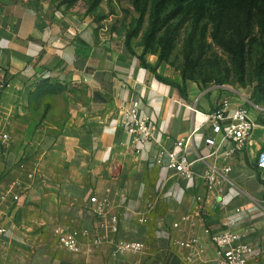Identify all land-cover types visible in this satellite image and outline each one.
<instances>
[{"label":"crops","instance_id":"1","mask_svg":"<svg viewBox=\"0 0 264 264\" xmlns=\"http://www.w3.org/2000/svg\"><path fill=\"white\" fill-rule=\"evenodd\" d=\"M81 21L49 3L0 0V82L10 85L0 97V197L6 196L0 200V229L6 230L0 234V264H217L205 228L211 235H242L262 251L249 264H264V170L257 167L264 108L227 98L255 125L232 153L235 144L215 134L207 119L226 97L188 88L182 98L140 63L139 53L96 38ZM146 64L153 68L155 58L147 57ZM134 102L157 129L144 146L122 127ZM192 132L191 159L216 154L198 162L193 179L183 181L154 157ZM208 139L216 145L207 146ZM225 167L223 194L207 192V173ZM12 194L20 199L14 202ZM92 196L108 200V216H119L118 231L108 229L99 248L82 238V252H69L53 230L93 233ZM198 197L206 215L197 211ZM147 203L154 210L141 224L134 212ZM190 236L199 239L201 252L172 245ZM118 241L141 242L144 250L117 256Z\"/></svg>","mask_w":264,"mask_h":264},{"label":"rangeland","instance_id":"2","mask_svg":"<svg viewBox=\"0 0 264 264\" xmlns=\"http://www.w3.org/2000/svg\"><path fill=\"white\" fill-rule=\"evenodd\" d=\"M36 1L52 4L58 13L79 17L96 38L115 45L125 44L126 36L132 33L131 48L140 55L156 2ZM238 2L227 0L218 21L213 0H167L159 8L149 53L144 60L153 56V69L158 76L180 86L186 94L188 88L205 96L217 91L220 98L244 99L264 108V17L256 9L245 10ZM160 58L163 61L158 64Z\"/></svg>","mask_w":264,"mask_h":264},{"label":"built area","instance_id":"3","mask_svg":"<svg viewBox=\"0 0 264 264\" xmlns=\"http://www.w3.org/2000/svg\"><path fill=\"white\" fill-rule=\"evenodd\" d=\"M9 87L10 85L6 81L0 82V97ZM256 109L262 111L258 106H256ZM207 119L215 134H220L225 140L235 144L232 153L240 150V146L251 136L255 127L248 112L243 108L232 109L231 103L227 98L220 100L218 108L209 113ZM122 127L124 132L133 139V142L140 146L153 142L157 130L152 122L141 115L139 102H134L127 111ZM193 140L194 133L192 132L177 140L170 150L159 149L154 157L155 163L166 170L175 172L180 180H192L195 175L194 166L198 162L204 161L206 158L216 154V151H212L207 156L191 159L189 150L193 145ZM206 144L209 147H214L216 142L213 139H208L206 140ZM136 151L138 152L139 150L136 149ZM257 167L260 170H264V150L258 156ZM228 173V167L223 168L220 173L215 168H212L204 180L207 192L221 196L224 186L228 182L225 177ZM12 199L14 202H17L20 199L19 194H12ZM0 200L5 201L6 196H1ZM89 203L96 219V228L93 233L87 234L79 230H67L63 228H56L54 230L60 246L69 252H82V238H87L92 248H99L108 239L106 234L108 229L113 233L118 231L119 216H108L111 206L107 199L92 196ZM153 210L154 205L147 203L144 210L134 212L135 217L139 223L145 224L148 221L149 214ZM197 211L203 215L208 213V208L201 197L197 198ZM228 225L229 223H224L226 228H228ZM5 232V229H0L1 235ZM203 232L206 235H210V240L216 247L217 264H249L252 260L262 256L260 248L254 244L245 242L243 236L236 232L227 230L218 235H211L210 230L207 228ZM172 245L188 250L191 253L201 252L199 239L196 236H190L186 240L174 239L172 240ZM113 249L114 254L117 256H126L142 252L144 244L134 241H118L113 243ZM191 258L192 255H189V259Z\"/></svg>","mask_w":264,"mask_h":264},{"label":"trees","instance_id":"4","mask_svg":"<svg viewBox=\"0 0 264 264\" xmlns=\"http://www.w3.org/2000/svg\"><path fill=\"white\" fill-rule=\"evenodd\" d=\"M167 0H156V2L153 4V8H152V20H151V26H150V31L145 39V45H144V49L143 52L140 56H137L138 60L140 61V63L145 67V68H149L151 69L152 72H155V69L151 68L150 66H148L146 64V61L144 60L145 55H147L149 53V47H150V40L153 37L154 34V29H155V23L158 19L159 16V8L162 6V4L164 2H166ZM181 1H187V0H181ZM214 1V9L216 11V15H217V19L218 21L221 20L222 18V14L226 8V1L227 0H213ZM238 5L241 4L243 8H245V10L250 11L253 9L258 10L261 15L264 17V0H238ZM140 13L143 15L144 14V10H141ZM133 38L132 33L128 34L126 36V41H125V45L126 48L128 50V52L133 55L136 56V54L134 53V51L131 48V39ZM163 61L162 58L159 59V63ZM157 79L165 84H168L170 86H172L173 88H175L179 95L182 98H186L187 95L186 93L180 88V86L178 85H172L169 82H167L166 80H163L162 78H160L158 75H156Z\"/></svg>","mask_w":264,"mask_h":264}]
</instances>
